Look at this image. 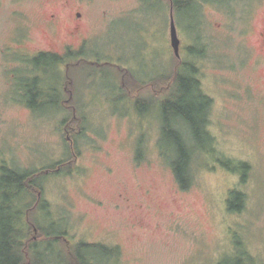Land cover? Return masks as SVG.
<instances>
[{
    "label": "rangeland",
    "instance_id": "rangeland-1",
    "mask_svg": "<svg viewBox=\"0 0 264 264\" xmlns=\"http://www.w3.org/2000/svg\"><path fill=\"white\" fill-rule=\"evenodd\" d=\"M59 1L0 0V169L35 170L64 159L72 141L63 120L85 116L73 170L46 176V209L26 215L25 261L66 264L68 250L84 242L113 250H88L100 264H236L239 253L242 264H264V0L187 4L174 18L181 56L171 43L169 8L167 17L157 9L144 23L133 11L117 15L134 0H87L90 24L81 37L92 36L85 48L38 70L28 59L81 41ZM105 14L114 15L108 30L100 23ZM180 61L193 64L212 100L213 148L195 149L188 189L165 151L177 142H160L161 105L172 90L149 81L182 70ZM126 71L143 81L135 94L122 89ZM30 76L42 80L43 96L18 89ZM180 127L192 143L188 127ZM219 159L250 167L231 170ZM232 189L243 195L240 210L229 208ZM37 197L22 192L13 202L23 211ZM56 221L59 242L43 238L37 226Z\"/></svg>",
    "mask_w": 264,
    "mask_h": 264
},
{
    "label": "trees",
    "instance_id": "trees-1",
    "mask_svg": "<svg viewBox=\"0 0 264 264\" xmlns=\"http://www.w3.org/2000/svg\"><path fill=\"white\" fill-rule=\"evenodd\" d=\"M173 1L177 12H179L182 3L185 2L180 0ZM194 1L188 0L189 6ZM191 50L192 52L197 51L195 47ZM28 61L32 62L38 70H48V68L58 62L64 63L66 57L44 52L28 59ZM124 79L122 89L127 90L130 88L131 94H135L138 90H136V86H140V83H143V81L128 74L127 71L124 74ZM26 81L24 83V80H22L21 84L18 85L20 91L27 87L29 93L33 95L43 96L45 94L43 89L39 87L42 81L39 76H30ZM149 81L157 89L164 86L172 90L170 96L165 98L161 105L162 128L160 142L170 141L171 139L177 142L178 145L175 151L169 149L164 150L173 153L174 159L172 160V166L176 178L183 189H188L193 182L192 163L195 149L199 148L204 151H210L213 148L214 138L207 129L208 113L212 100L202 91L200 80L197 79L195 69L191 62L185 63L182 70H177L172 75L162 74L154 78V80L151 79ZM60 100L61 97L57 99L56 105ZM181 123L188 127L189 134H191L190 136L193 140L192 143H188L186 140L185 134L181 130L182 127H180ZM63 127L66 136L72 141L70 144L71 150L66 154L64 159L35 170L16 171L6 167L7 169L0 178V264H28L25 259L26 257L28 258L29 254L24 250L26 247L24 239L30 235V229L28 227L26 228L28 226L27 224L21 223L19 218L20 212L15 213L14 209L17 207L13 204V199L25 190L30 194H36L37 191H42L41 183L46 176L63 172L70 173L74 168L75 159L79 153L77 140L86 128L85 116L74 113L63 120ZM219 161L221 162L220 159ZM221 163L231 170H238L240 168L242 172L250 167L246 162L239 163L238 168L233 167L230 161ZM228 205L231 211L242 209V193L236 189H232L230 191ZM37 227L41 236L43 238H49L48 240L52 238V241L59 242L62 234H64L57 233L56 228H58V222H53L46 227ZM238 243L240 244V241ZM75 247L71 251L68 250L67 257L64 256L65 260L68 261L66 264H100L97 256L92 257L88 253V250H92L91 248H98L103 254H108V256L113 252L108 246L102 244L83 242L77 244ZM239 255L236 259V264H242L243 257L245 258L246 256L245 253H239ZM38 258L36 256V263Z\"/></svg>",
    "mask_w": 264,
    "mask_h": 264
},
{
    "label": "flooded vegetation",
    "instance_id": "flooded-vegetation-1",
    "mask_svg": "<svg viewBox=\"0 0 264 264\" xmlns=\"http://www.w3.org/2000/svg\"><path fill=\"white\" fill-rule=\"evenodd\" d=\"M180 1L185 2V3H182V6L179 11L182 14L185 11V9H187V6H189V2L188 0H180ZM54 3L56 5L57 0H54ZM58 4L64 12L69 14V17L71 18L70 33L72 37H78L81 39V41L78 43V45H76L75 43L68 44L65 51L62 52L63 54L59 52H53V51H50V52L40 51V53L46 52V53L59 54L62 56H64V54H69L72 57L73 55H76L77 51H82L85 48L88 39H90V37L92 36L91 35L88 37V36L83 35L81 37L82 31L84 30V28L88 27L90 24L88 14H87V11L90 6V2L87 0H60ZM168 8H169V14H170V31L169 32L171 35L172 15H174V18H175V14H177V10L175 8V4L173 0H134V4H128L126 6H121L119 8L120 10L118 11L117 15L124 13V12L133 11L135 12V17L140 18V22L145 23L147 21V18H149V21L151 20V17H153V14L156 13L157 9H160L159 11L161 12L163 11L167 17ZM55 17H56V14L52 12L51 20H54ZM113 18H114V15H110V16L106 14L104 15L103 19L100 21L101 25L104 27L103 28L104 30L105 29L108 30L109 21L112 20ZM175 23H176V20H175ZM176 26H177V23H176ZM145 27L146 25L144 24L140 26L139 28H145ZM177 32H178V29H177ZM262 35L264 37V32H262ZM179 56H181V54ZM185 63H188V62L180 61L178 65L181 68H183V65ZM197 79L200 80L199 77H197ZM6 167L12 169L11 167L6 166L5 163L4 165H1L0 178L3 172L7 169ZM24 194L27 197V200L28 199L30 200L31 196L35 195V194H30L27 190L24 191ZM37 195L38 197L35 203L29 202L26 200L23 211L19 209V207L21 206L18 205L16 199L13 202V204L17 207V208L15 207L16 209H14L15 213L17 214V212H20L19 218H20L21 223H24L27 225L30 223V221L26 219V215H28V212H31L34 209H38L36 212H40V211L43 212L46 209V205L44 203L40 204L41 197H42V191H37ZM0 204H1V201H0ZM50 219H52V216H49L48 221H50ZM52 221H55V220L52 219Z\"/></svg>",
    "mask_w": 264,
    "mask_h": 264
},
{
    "label": "water",
    "instance_id": "water-1",
    "mask_svg": "<svg viewBox=\"0 0 264 264\" xmlns=\"http://www.w3.org/2000/svg\"><path fill=\"white\" fill-rule=\"evenodd\" d=\"M180 42L174 15H172L171 43L177 55H180Z\"/></svg>",
    "mask_w": 264,
    "mask_h": 264
}]
</instances>
